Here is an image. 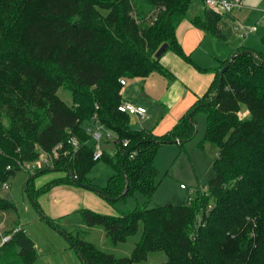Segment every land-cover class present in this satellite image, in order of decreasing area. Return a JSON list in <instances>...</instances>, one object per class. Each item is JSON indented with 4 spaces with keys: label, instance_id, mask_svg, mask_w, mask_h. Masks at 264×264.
Returning a JSON list of instances; mask_svg holds the SVG:
<instances>
[{
    "label": "trees",
    "instance_id": "trees-1",
    "mask_svg": "<svg viewBox=\"0 0 264 264\" xmlns=\"http://www.w3.org/2000/svg\"><path fill=\"white\" fill-rule=\"evenodd\" d=\"M191 2L0 0V181L8 182L25 162L62 143L52 169L41 167L26 180L25 189L38 209V197L54 186L89 183L110 196L105 198L116 212L81 208L84 227L104 228L117 244L143 225L131 254L119 257L85 240V230L74 234L62 229L83 264H134L152 251L167 255L160 264H264V52L239 47L223 75L220 70L231 58L222 60L204 95L160 135L132 128L130 114L118 108L121 79L153 71L172 77L155 57L163 43L190 60L176 26ZM132 7L137 19L129 14ZM158 8L157 20L148 22V13ZM204 13L191 19L193 25L225 41L219 27L223 15ZM60 89L71 92L69 103ZM244 106L247 118L240 117ZM197 111L206 118L200 145L210 141L218 148L207 190L196 189L186 202L116 209L115 203L128 195L153 196L159 185L154 162L160 145L190 140L197 130ZM94 117L117 136L112 141L115 155L103 151L101 156L114 170L101 186L88 176L101 160L93 159L86 130ZM72 137L79 141L77 148ZM48 171L56 177L37 187L36 177ZM15 208L12 199L0 197L1 210ZM49 223L57 227L53 220ZM9 233L12 229L0 238ZM37 257L25 229L0 245V264H38Z\"/></svg>",
    "mask_w": 264,
    "mask_h": 264
},
{
    "label": "rangeland",
    "instance_id": "rangeland-1",
    "mask_svg": "<svg viewBox=\"0 0 264 264\" xmlns=\"http://www.w3.org/2000/svg\"><path fill=\"white\" fill-rule=\"evenodd\" d=\"M247 4L252 5V7L245 6L241 11H236L235 15L238 16V19L230 18L229 16L225 17V19L229 18L231 22L226 25L225 34L227 35V40H216L212 36L205 37L204 44L200 47L204 57H210L207 52L223 55L229 49L230 51L235 49V46L236 48L243 46L256 51L264 49V41H262V37H264V0H247ZM202 6L203 0H192L186 12L187 16L185 20L177 28L181 36H183L184 27L189 25V18H195L197 8H201ZM235 24L239 27L238 29L234 27ZM229 54L231 53H227L224 56H230ZM154 76L155 74L152 72L145 77L128 76L126 78L127 85L123 89L122 97L142 103H149L150 100L152 102L155 98L157 99L159 91H157L158 87L155 88L152 83ZM59 92L67 103L71 101V92L62 89ZM239 113L240 117H248L245 106ZM194 118L197 123V130L190 140L184 142L183 145L178 141L160 145L154 162L156 166L158 165L159 185L153 196L149 200H146L140 193L128 195L125 199L118 200L115 203L116 209L121 208L130 211L137 205L152 207L169 202H186L190 196V194H187L189 189H194L192 195H195L196 189L207 190L208 181L210 177L214 176L212 161L216 156L218 148L210 141H205L202 146L200 145V141L205 135L206 118L201 111H197L194 114ZM145 121L138 123L130 119V125L132 128L140 129L141 124L143 126ZM43 154L41 153L38 160L29 162V167L25 165L23 170L11 176L8 182H6L8 187L0 181V197L12 199L16 205L15 209H0V223L3 222L5 226L19 222L24 224L25 228L29 231V235L38 244V264H83L82 257L79 256L61 229L74 234L78 232L77 230H85L86 232L81 231L82 237L87 241L95 243L100 250L112 253L118 257L130 255L141 235L142 224H140V229L135 235L129 237L124 242L114 244L110 241L104 228L95 227L94 229V227H84L80 212H72L71 215L57 216V218L50 217L55 222L56 228L48 222L49 217L45 218L48 215L43 213L40 204V210L38 209V206L29 197L25 189L26 180L31 174H34L41 167L52 166L54 157L48 156V161L46 162L43 160ZM113 171V168L104 159H101L93 164L88 176L90 177L91 175L96 184L104 185ZM50 172L48 171V173ZM38 176H41V174ZM181 183L187 188H182ZM108 203L110 202L108 201ZM209 205H211V202ZM110 207L114 209L113 203H110ZM97 211L105 212L103 210ZM166 258L167 255L163 251H152L149 252L146 260L134 264H160Z\"/></svg>",
    "mask_w": 264,
    "mask_h": 264
},
{
    "label": "crops",
    "instance_id": "crops-1",
    "mask_svg": "<svg viewBox=\"0 0 264 264\" xmlns=\"http://www.w3.org/2000/svg\"><path fill=\"white\" fill-rule=\"evenodd\" d=\"M245 1L246 6L252 7V5L247 4V0ZM238 11H241V9ZM204 12L205 6L203 2V6L201 8H197L195 15L205 16ZM235 13L237 12L235 11L232 14L224 15L219 23V27H221L225 35V40H227V35L225 34L226 25L231 23L230 19H225V17L229 16L230 18L238 19V16H236ZM189 19V25L184 27L183 36L180 35L177 28L185 19L178 23L176 29L178 40L180 44H182L184 52L189 56L190 60L187 61L172 50H166L162 53L159 59L161 63L171 72L172 77H167L159 71L152 72L155 74L152 83L155 88L158 87L157 91H159V97H157V99L155 98V100H152V102L150 100L149 103H142L140 101L124 99L122 97V101H131L136 105H142L147 108V115L144 117V119H141L133 114L130 115V119H133L138 123H142V121L146 120L143 126L141 124L140 129L151 130L156 135H160L170 130L179 120V118L189 110L194 102L199 97L204 95V93L208 90L209 85L214 80L216 71L221 65V61L231 58L233 53L238 49L235 46V49L232 51L229 49L223 55H216L215 53L207 52L210 57H204L200 47L204 44L203 41L205 37L212 36L214 39L216 38L210 33H205L203 29L201 30L200 28L195 27L191 22V18ZM234 27L236 29L239 28L236 24ZM258 51L264 52V49ZM227 53H231L229 54L230 56H224ZM126 85L127 81L126 84L121 87V95L123 94V89ZM102 149L103 151H110V153H108V151L106 152L113 156L116 152V145L112 141L106 140L102 142ZM54 177H56L55 173H44L41 176L36 177L35 184L37 187H41V185ZM193 191L194 189H189L187 194H192ZM38 201L41 205V210L43 213L48 215L49 219L57 218V216L61 217L65 215H71L72 212H78L81 208L87 207L92 208L95 211L103 210L105 213L115 212L114 209L110 207V203H108L105 197L99 196L91 189L74 184H58L49 191L41 194L38 197ZM15 225H21L29 235L28 229H26L24 224L21 222L14 223L9 226H5L4 223L1 222L0 233L6 230H11ZM33 241L36 246L37 254L39 255L38 244H36L34 239Z\"/></svg>",
    "mask_w": 264,
    "mask_h": 264
},
{
    "label": "built area",
    "instance_id": "built-area-1",
    "mask_svg": "<svg viewBox=\"0 0 264 264\" xmlns=\"http://www.w3.org/2000/svg\"><path fill=\"white\" fill-rule=\"evenodd\" d=\"M205 9L209 10L210 12H213L215 14L219 13L224 15L227 14H232L235 11H238L246 6V1L245 0H203ZM165 7H162L164 9ZM158 9L152 10L148 13L146 16V20L150 23H153L157 20L158 18ZM129 14L137 19V15H135V10L132 7L130 9ZM254 28V27H253ZM126 79H121L120 82L123 85L126 84ZM118 108L120 111L125 112L130 115H136L141 119H144V117L147 115V108L142 105H136L131 101H122L118 104ZM92 122L89 125H87L86 130L87 133L92 137L93 141V146H94V155L93 159L94 160H99L101 159V156L103 154V149H102V142L109 140L113 141L117 138L116 134H114L110 129H108L104 124L100 123V121H96V118L94 117ZM70 142L72 143L74 148H77L79 146V141L76 137H72L70 139ZM124 145L128 144L127 140H124L123 142ZM62 147V143L56 144L55 147L50 151V152H44L42 151L41 153H44L43 160L48 161L47 157H54L53 160L59 156V149ZM53 153V154H52ZM52 154V156H51ZM52 160V162H53ZM30 163L25 162L24 166L27 165L29 167ZM53 164V163H52ZM23 166V167H24ZM51 166V165H50ZM9 167V166H8ZM6 187H8V184L3 183ZM181 187L186 188L184 184H181ZM20 230H23L21 225H15L12 227V233L2 235L0 238V245L9 241L11 237L13 236V233L18 232Z\"/></svg>",
    "mask_w": 264,
    "mask_h": 264
},
{
    "label": "water",
    "instance_id": "water-1",
    "mask_svg": "<svg viewBox=\"0 0 264 264\" xmlns=\"http://www.w3.org/2000/svg\"><path fill=\"white\" fill-rule=\"evenodd\" d=\"M168 45H169V44H167V43H163V44L159 47V49L157 50V52H156V54H155V57H156V58L160 57V56L162 55V53L165 52V51L168 49ZM243 52H244V51L239 52V53H243ZM236 54H237V53H233V55L231 56L230 61H229L226 65H224V66L221 68V70H220L221 75L224 74L225 69L229 66L230 62L233 60V58H234V56H235ZM81 185H82V187H84V188H88V189L93 190L94 192L101 193L104 197H106L107 199H110V196H108V195H106L105 193H103V192L101 191L100 188H98V187H96V186H94V185H91V184H89V183H86V184L83 183V184H81ZM48 222H49V221H48ZM61 231H62V229H61ZM64 234H65V236H67L66 233H64Z\"/></svg>",
    "mask_w": 264,
    "mask_h": 264
}]
</instances>
